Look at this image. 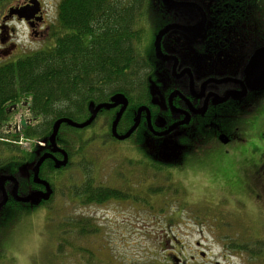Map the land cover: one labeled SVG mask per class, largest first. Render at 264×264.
I'll return each instance as SVG.
<instances>
[{
	"label": "rangeland",
	"instance_id": "1",
	"mask_svg": "<svg viewBox=\"0 0 264 264\" xmlns=\"http://www.w3.org/2000/svg\"><path fill=\"white\" fill-rule=\"evenodd\" d=\"M43 1L52 12L60 0ZM10 4L9 0H0L3 8ZM13 26L18 46L28 51L40 47L46 29L42 31L44 35H39L30 32L24 23L14 22ZM151 89L150 101L155 97L161 103L158 88ZM23 102L28 103L26 99ZM20 114L32 120L29 109L14 112L10 118L11 136L16 133ZM5 130L10 132L8 127ZM148 138L149 143L135 146L134 152L124 149L127 141L117 150L110 143L93 141L87 146L89 165L79 168L73 165L75 161L63 171L46 209L32 203V214L18 215V220L13 219L5 227L1 243L5 251L0 255V264H264V258H251L247 251L233 248L230 243L231 239H264V203L260 205L259 198L243 192L247 180L239 179L233 166L193 163V159L188 164V160L176 156L185 169L175 170L173 190L155 194L150 188L159 185L153 184V172L151 177L138 176L143 163L136 173L127 162L143 158L139 149L145 146L150 150L160 146L165 157L170 154L174 137L159 139L149 134ZM19 142L25 150L31 149L28 140L20 137ZM88 175L131 191L133 196L102 204L84 203L73 192ZM22 194L28 196L25 191ZM89 218L96 231L81 235L75 223Z\"/></svg>",
	"mask_w": 264,
	"mask_h": 264
},
{
	"label": "trees",
	"instance_id": "2",
	"mask_svg": "<svg viewBox=\"0 0 264 264\" xmlns=\"http://www.w3.org/2000/svg\"><path fill=\"white\" fill-rule=\"evenodd\" d=\"M148 6L150 0H60L55 8V17L46 25L48 28L40 47L28 51L18 46L13 54L1 58L0 175L17 176L20 189H26L32 183L31 168L35 166L36 157L43 149L40 143L50 145L55 123L61 118L79 123L87 121L91 116V104L98 106L111 102L117 93L124 94L129 104L118 126L121 134H125L135 124L140 106L146 105L153 110L156 98L153 97L151 101L149 99L153 90L142 82L145 67L141 47L146 36L145 15L148 14ZM25 99L34 121L21 135L16 133L11 136L5 130L11 118L7 110ZM117 113V109L102 108L96 120L87 127L77 128L69 123L61 125L56 141L70 155L67 165L62 168L64 171L69 170L75 161L73 165L79 168L85 169L89 165L87 146L93 141L103 145L110 143L116 150L119 144L127 141L129 144L124 149L133 152L135 146L149 143L148 135L151 133L146 127H140L139 132L128 140H116L112 125ZM189 132L187 130L174 138L170 154L165 157L159 151L160 146L152 150L145 146L139 149L143 158L129 159L127 162L135 172L139 170V164L143 163L144 168L139 170L138 176L148 177L153 172V184L159 185L156 189L150 188L153 193L173 190L175 170L185 169V165L176 160V156L188 160V164L192 163V159L196 160L193 163L203 162L197 160L204 149L193 148V143L188 139ZM20 137L31 142L30 150L21 146ZM59 169L44 163L40 174L57 186L63 174V171L59 173ZM245 179L248 185L244 186L243 192H250L253 198H259L257 203L261 205L263 199L256 195L261 193L255 183ZM73 194L87 204L128 200L133 196L131 191L106 185L98 181L96 176L90 175ZM34 209L30 205L14 203L13 219L18 220L21 214L29 216ZM75 226L84 236L96 231L91 218L80 220ZM256 239H231L230 243H233V248L247 251L251 258L261 259L264 258V239ZM249 241L253 243H245Z\"/></svg>",
	"mask_w": 264,
	"mask_h": 264
},
{
	"label": "flooded vegetation",
	"instance_id": "3",
	"mask_svg": "<svg viewBox=\"0 0 264 264\" xmlns=\"http://www.w3.org/2000/svg\"><path fill=\"white\" fill-rule=\"evenodd\" d=\"M9 1L8 8L0 6V60L13 54L18 47L13 38L14 22L24 23L30 32L42 35L48 28L47 23L55 17V10L52 13L43 0ZM147 13L146 36L141 47L145 67L142 82L158 88L162 102L156 101L153 110L147 106L150 117L143 111L140 125L129 138L120 140L112 130L114 138L128 140L140 127H146L157 138L173 134L176 138L188 130L193 148L204 149L197 162L233 166L231 160L234 159L236 175L254 182L261 193L256 195L264 203V147L261 146L264 142V86L247 76L252 58L264 50V0H150ZM27 104L12 105L7 112L12 116L17 110L26 108L27 111ZM121 107L114 109L119 113ZM22 118L24 114L16 121V133L32 122L25 118L26 127H23ZM118 126L117 133L123 135L118 132ZM5 127L10 129L7 133L13 134V120ZM171 128L170 133L162 135ZM55 142L59 147L56 139ZM41 145L43 149L35 165L47 154L52 157H47L39 167L40 182H35L34 166L32 185L26 189H20L17 176H6L17 179L20 197L23 191L25 196L46 192L48 188L42 181L49 183L52 193L38 203L23 202L14 195L15 181H5L0 190V255L5 251L1 243L5 227L13 218V204L34 203L46 209L55 194L56 186L40 174L42 165L48 163L49 167H60L59 173L64 171L65 165H57L65 159L64 152L55 151L51 140L49 146ZM66 153L69 161L70 155ZM247 195L252 198L250 192Z\"/></svg>",
	"mask_w": 264,
	"mask_h": 264
},
{
	"label": "water",
	"instance_id": "4",
	"mask_svg": "<svg viewBox=\"0 0 264 264\" xmlns=\"http://www.w3.org/2000/svg\"><path fill=\"white\" fill-rule=\"evenodd\" d=\"M11 13H12V11H11ZM162 36H163V32L158 37V46H159V41L162 38ZM247 76H248L249 79L254 80L257 85L264 86V50L258 51L254 55V57L252 58L249 66L247 68ZM128 104H129L128 98L124 94H122V93H117V94H115L112 97L111 102L102 103V104H100L98 106H95L94 104H91L90 105L91 116L85 122L79 123V122H75V121H73V120H71L69 118H61V119H59L55 123L53 134L50 137L51 143L55 147V151L60 150V151L64 152V154H65V159L62 160V161H59L57 165L63 166V165H66L67 162H68V155H67L66 151L63 150V149H61V148H59V147H57L56 146V142H55L56 135L58 134V131H59V129H60V127H61V125L63 123H69L72 126L77 127V128L87 127V126H89L96 119L99 111L102 108H115V107L121 105L122 107H121V109H120V111H119V113H118L115 121L113 122L112 130H113L114 135L118 139L124 140V139L129 138L134 133V131L138 128V126L140 125V123H141V116H142L143 111H147L148 117H150L149 109L147 108V106H142L139 109V112H138V115H137V118H136V122L132 126V128L127 133H125L123 135H119L117 133V126H118V124H119V122H120V120H121L124 112L126 111V109L128 107ZM21 125L23 127H26V120H25V118H22ZM172 129L173 128H171L167 132L163 133L162 135L167 134V133H170L172 131ZM47 157H52V155L51 154H47V155L43 156L39 160V162L37 163V165L34 166L35 182H40V180L38 178L39 167H40L41 163ZM8 179H12L13 181H15V183L17 182V179L15 177H13V176H6L4 174H1L0 175V190H3V185H4L5 181H7ZM42 182L48 188V190L46 192H37L33 196L20 197V196L17 195V187L18 186H17V183H16V190H15L14 195L17 197V199H20L23 202H31V201H33L35 203H38L41 199H48L50 197L51 193H52V190L48 187L49 186V183L48 182H46V181H42Z\"/></svg>",
	"mask_w": 264,
	"mask_h": 264
},
{
	"label": "snow or ice",
	"instance_id": "5",
	"mask_svg": "<svg viewBox=\"0 0 264 264\" xmlns=\"http://www.w3.org/2000/svg\"><path fill=\"white\" fill-rule=\"evenodd\" d=\"M261 146H262V147H264V142H261ZM202 163H203V162H202ZM231 163H232V164H233V166H234V165H235V160H234V159H232V160H231Z\"/></svg>",
	"mask_w": 264,
	"mask_h": 264
}]
</instances>
